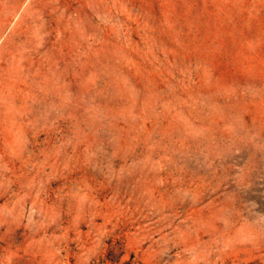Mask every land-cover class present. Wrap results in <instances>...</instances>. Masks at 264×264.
<instances>
[{"label":"rangeland","instance_id":"1","mask_svg":"<svg viewBox=\"0 0 264 264\" xmlns=\"http://www.w3.org/2000/svg\"><path fill=\"white\" fill-rule=\"evenodd\" d=\"M0 264H264V0H0Z\"/></svg>","mask_w":264,"mask_h":264}]
</instances>
